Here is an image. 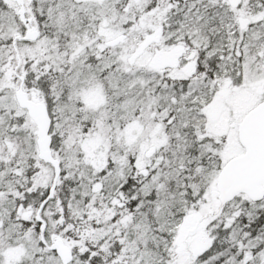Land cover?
<instances>
[{
    "label": "snow or ice",
    "instance_id": "1",
    "mask_svg": "<svg viewBox=\"0 0 264 264\" xmlns=\"http://www.w3.org/2000/svg\"><path fill=\"white\" fill-rule=\"evenodd\" d=\"M0 264H264V0H0Z\"/></svg>",
    "mask_w": 264,
    "mask_h": 264
}]
</instances>
